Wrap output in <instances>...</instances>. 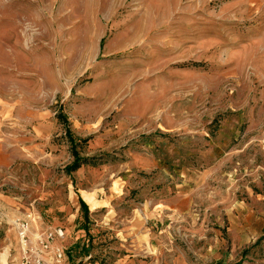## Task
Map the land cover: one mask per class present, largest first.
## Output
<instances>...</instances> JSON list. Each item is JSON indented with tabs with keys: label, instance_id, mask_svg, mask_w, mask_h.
<instances>
[{
	"label": "rangeland",
	"instance_id": "1",
	"mask_svg": "<svg viewBox=\"0 0 264 264\" xmlns=\"http://www.w3.org/2000/svg\"><path fill=\"white\" fill-rule=\"evenodd\" d=\"M29 217L70 264H264V0H0V264Z\"/></svg>",
	"mask_w": 264,
	"mask_h": 264
},
{
	"label": "built area",
	"instance_id": "2",
	"mask_svg": "<svg viewBox=\"0 0 264 264\" xmlns=\"http://www.w3.org/2000/svg\"><path fill=\"white\" fill-rule=\"evenodd\" d=\"M34 218L21 219L15 222L20 248L19 264H52L53 261L62 259L63 252L57 251L51 254L55 237L63 235L58 230L52 232H40L33 228Z\"/></svg>",
	"mask_w": 264,
	"mask_h": 264
},
{
	"label": "crops",
	"instance_id": "3",
	"mask_svg": "<svg viewBox=\"0 0 264 264\" xmlns=\"http://www.w3.org/2000/svg\"><path fill=\"white\" fill-rule=\"evenodd\" d=\"M71 227L68 226V228H66L65 230V234H66V238L62 241H60L58 248L63 249V255H62V261L63 264H70V257L68 256V254L65 252V250H68V248L74 244V241H71L73 238L71 237ZM70 236V237H69ZM60 249V250H61ZM61 263V262H60ZM60 263H54V264H60Z\"/></svg>",
	"mask_w": 264,
	"mask_h": 264
},
{
	"label": "trees",
	"instance_id": "4",
	"mask_svg": "<svg viewBox=\"0 0 264 264\" xmlns=\"http://www.w3.org/2000/svg\"><path fill=\"white\" fill-rule=\"evenodd\" d=\"M79 166H80L79 161H78V159H76V160L72 163V165H70L67 169H69V170L72 171V170H74V169H78ZM81 205H82V207H86V206H87L86 203H85V201L82 200V199H81Z\"/></svg>",
	"mask_w": 264,
	"mask_h": 264
},
{
	"label": "bare ground",
	"instance_id": "5",
	"mask_svg": "<svg viewBox=\"0 0 264 264\" xmlns=\"http://www.w3.org/2000/svg\"><path fill=\"white\" fill-rule=\"evenodd\" d=\"M60 233H62L61 231H63L62 229H59L58 230ZM63 235H60V236H58V237H63L65 234L64 233H62Z\"/></svg>",
	"mask_w": 264,
	"mask_h": 264
}]
</instances>
